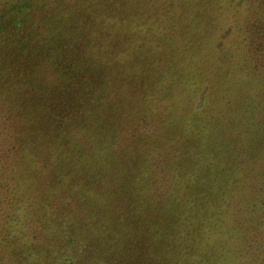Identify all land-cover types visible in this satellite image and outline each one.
Wrapping results in <instances>:
<instances>
[{
	"label": "trees",
	"instance_id": "16d2710c",
	"mask_svg": "<svg viewBox=\"0 0 264 264\" xmlns=\"http://www.w3.org/2000/svg\"><path fill=\"white\" fill-rule=\"evenodd\" d=\"M0 264H264V0H0Z\"/></svg>",
	"mask_w": 264,
	"mask_h": 264
}]
</instances>
